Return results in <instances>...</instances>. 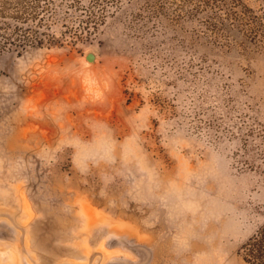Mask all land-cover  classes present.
Segmentation results:
<instances>
[{
    "label": "rangeland",
    "instance_id": "1",
    "mask_svg": "<svg viewBox=\"0 0 264 264\" xmlns=\"http://www.w3.org/2000/svg\"><path fill=\"white\" fill-rule=\"evenodd\" d=\"M103 3L88 32L59 0L72 33L0 55V264H244L264 218V33L216 41L156 0ZM244 3L264 29V0Z\"/></svg>",
    "mask_w": 264,
    "mask_h": 264
},
{
    "label": "trees",
    "instance_id": "2",
    "mask_svg": "<svg viewBox=\"0 0 264 264\" xmlns=\"http://www.w3.org/2000/svg\"><path fill=\"white\" fill-rule=\"evenodd\" d=\"M59 0H0V55L8 51L18 54L27 48L41 47L55 43V38L47 32L52 25L60 23L68 33L65 21L75 12L80 13V25L77 30L95 31L109 13L105 2L119 3L122 0H89L88 6L81 1L76 4L75 12L67 8L58 10ZM159 5L156 13L170 11L176 18H202L207 30L218 41L225 34L231 40L233 36L242 41L259 45L264 33L258 17L245 5L244 0H156ZM76 30V31H77ZM75 32V31H74ZM78 32V31H77ZM75 35V34H74ZM79 39V37H75ZM263 39V38H262ZM241 257L244 264H264V218L255 234L242 247Z\"/></svg>",
    "mask_w": 264,
    "mask_h": 264
},
{
    "label": "water",
    "instance_id": "3",
    "mask_svg": "<svg viewBox=\"0 0 264 264\" xmlns=\"http://www.w3.org/2000/svg\"><path fill=\"white\" fill-rule=\"evenodd\" d=\"M85 59L88 61V62H93L94 61V55L93 54H87L85 56Z\"/></svg>",
    "mask_w": 264,
    "mask_h": 264
},
{
    "label": "bare ground",
    "instance_id": "4",
    "mask_svg": "<svg viewBox=\"0 0 264 264\" xmlns=\"http://www.w3.org/2000/svg\"><path fill=\"white\" fill-rule=\"evenodd\" d=\"M89 215V214H88ZM91 222H93L92 220H91Z\"/></svg>",
    "mask_w": 264,
    "mask_h": 264
}]
</instances>
